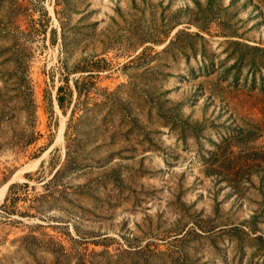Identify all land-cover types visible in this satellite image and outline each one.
I'll use <instances>...</instances> for the list:
<instances>
[{
  "label": "rangeland",
  "instance_id": "rangeland-1",
  "mask_svg": "<svg viewBox=\"0 0 264 264\" xmlns=\"http://www.w3.org/2000/svg\"><path fill=\"white\" fill-rule=\"evenodd\" d=\"M9 182L0 264H264V0H0Z\"/></svg>",
  "mask_w": 264,
  "mask_h": 264
},
{
  "label": "bare ground",
  "instance_id": "bare-ground-1",
  "mask_svg": "<svg viewBox=\"0 0 264 264\" xmlns=\"http://www.w3.org/2000/svg\"><path fill=\"white\" fill-rule=\"evenodd\" d=\"M62 130H63V128H62ZM60 136H62V132H61V134H60ZM31 164V163H30ZM37 165V163L35 164V165H33L34 167ZM29 166V165H28ZM26 168V167H25ZM30 169H32V168H30ZM27 169H22V170H20L19 172H18V174L17 175H19V173L20 174H22L23 172H25ZM22 176V175H21ZM16 178H14V180H15ZM20 179H21V177H20ZM9 184H11V182H9L8 184H6V185H4L2 188H0V200H2V198H3V195L6 193V191H7V188L9 187Z\"/></svg>",
  "mask_w": 264,
  "mask_h": 264
},
{
  "label": "trees",
  "instance_id": "trees-1",
  "mask_svg": "<svg viewBox=\"0 0 264 264\" xmlns=\"http://www.w3.org/2000/svg\"><path fill=\"white\" fill-rule=\"evenodd\" d=\"M60 100V99H59ZM61 101V100H60Z\"/></svg>",
  "mask_w": 264,
  "mask_h": 264
}]
</instances>
